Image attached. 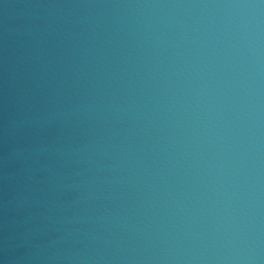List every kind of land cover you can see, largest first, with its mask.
Wrapping results in <instances>:
<instances>
[{"label":"water","instance_id":"1","mask_svg":"<svg viewBox=\"0 0 264 264\" xmlns=\"http://www.w3.org/2000/svg\"><path fill=\"white\" fill-rule=\"evenodd\" d=\"M0 264H264V0H0Z\"/></svg>","mask_w":264,"mask_h":264}]
</instances>
